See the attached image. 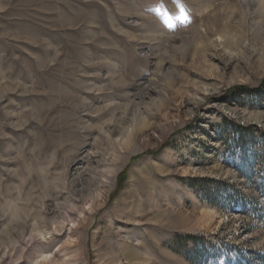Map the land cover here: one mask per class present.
<instances>
[{
  "label": "rangeland",
  "instance_id": "1",
  "mask_svg": "<svg viewBox=\"0 0 264 264\" xmlns=\"http://www.w3.org/2000/svg\"><path fill=\"white\" fill-rule=\"evenodd\" d=\"M263 80L264 0H0V264H264Z\"/></svg>",
  "mask_w": 264,
  "mask_h": 264
},
{
  "label": "trees",
  "instance_id": "2",
  "mask_svg": "<svg viewBox=\"0 0 264 264\" xmlns=\"http://www.w3.org/2000/svg\"><path fill=\"white\" fill-rule=\"evenodd\" d=\"M262 96H264V80L256 88H248V87L233 88L228 92V95L226 97L227 98H241V97L261 98ZM263 153H264V147H263ZM261 194H262L263 202H264V188H263V192ZM260 217H261L260 219L264 221V214L260 215ZM192 240H194V239H192ZM198 252H199V250L197 249L195 251V253H198Z\"/></svg>",
  "mask_w": 264,
  "mask_h": 264
},
{
  "label": "bare ground",
  "instance_id": "3",
  "mask_svg": "<svg viewBox=\"0 0 264 264\" xmlns=\"http://www.w3.org/2000/svg\"><path fill=\"white\" fill-rule=\"evenodd\" d=\"M125 255H126V257L133 256V254L131 252H129V251H126Z\"/></svg>",
  "mask_w": 264,
  "mask_h": 264
}]
</instances>
